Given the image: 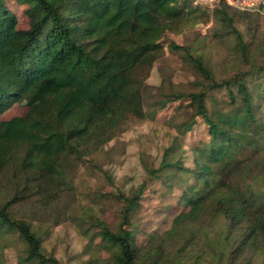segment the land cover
<instances>
[{
	"label": "trees",
	"instance_id": "16d2710c",
	"mask_svg": "<svg viewBox=\"0 0 264 264\" xmlns=\"http://www.w3.org/2000/svg\"><path fill=\"white\" fill-rule=\"evenodd\" d=\"M16 1L28 6L27 30L18 28V18L0 0V185L10 178L19 193L30 183L38 190L44 184L58 189L65 171L83 155L112 140L132 116L149 115L150 94L155 101L152 116L188 98L184 110L190 115L180 125L182 133L202 118L207 135L191 147L190 166L185 153L180 165L167 161L171 149L162 163L176 170L166 184L172 189L170 180L179 181L184 189L180 203L189 210L175 217L166 235L150 236L141 248L127 226L141 205L145 185L123 194V222L118 229L101 224L98 234L114 250L103 264H182L198 249L213 252L207 264H240L248 254H260L264 264V124L256 118L247 86L238 79L241 102L237 105L231 94L233 109L211 114L204 91L184 94L159 88L154 94L147 85L166 32L186 21L197 25L208 20L205 10L194 7V0ZM223 3L215 18L229 24L237 37L236 52L248 60L243 35L232 28L228 11L233 8ZM193 62L205 80L199 84L207 83L205 91L222 86L203 59ZM261 91L264 95V86ZM16 104H26L28 112L3 120ZM10 205L0 204V231L23 240L25 255L19 264H62L44 254L37 232L16 218ZM172 239L182 243L176 258L167 253Z\"/></svg>",
	"mask_w": 264,
	"mask_h": 264
},
{
	"label": "rangeland",
	"instance_id": "374dc122",
	"mask_svg": "<svg viewBox=\"0 0 264 264\" xmlns=\"http://www.w3.org/2000/svg\"><path fill=\"white\" fill-rule=\"evenodd\" d=\"M219 1L194 0L193 6L202 7L210 18H202L197 25L186 21L166 32L147 85L154 94L159 88L184 94L204 91L209 112L214 114L233 109L231 94L237 105L241 102L237 82L241 79L253 96L259 124H264V95L261 93L264 86V10L244 12L232 7L228 11L225 7L233 19L232 28L243 35L249 56L245 60L236 52L238 41L229 24L222 18H215L216 9L225 6L224 0ZM5 4L18 18V28L27 30L30 24L26 14L28 6L16 0H5ZM196 57L203 59L213 71L214 82L222 84L220 88L205 91L207 83L203 86L205 80L194 66L193 58ZM201 81L203 83L199 84ZM150 95L153 98V94ZM152 98L146 105L149 115L143 119L132 116L112 140L94 153L83 155L65 171L63 184L58 189L47 188L44 184L43 189L38 190L30 183L25 193H19L16 181L2 179L0 204L10 203L15 217L32 225L42 240L46 256H54L62 264L108 263L114 250L98 234L103 224L118 229L123 222L121 196L142 185L145 190L141 205L131 214L132 223L127 226L134 232L137 246L146 247L150 236L166 235L175 217L189 210L180 203L184 189L178 185L179 181L170 180L175 184L172 189L166 184L168 175L176 170L170 171L162 162L166 151L171 149L167 161L180 165L179 160L185 153L188 155L186 163L190 166V149L207 135V126L202 118H198L197 123L183 134L180 125L189 118V110H184L189 99L170 103L152 116L150 113L155 110ZM27 112L26 104H16L2 119L22 117ZM181 244L172 239L167 243V253L176 258ZM24 248L18 234L0 231V264H19L20 255H25ZM193 253L182 264H207L205 261L213 257V252L210 254L201 249ZM245 256L240 264H263L260 254L255 259L250 254Z\"/></svg>",
	"mask_w": 264,
	"mask_h": 264
},
{
	"label": "built area",
	"instance_id": "2783aa9c",
	"mask_svg": "<svg viewBox=\"0 0 264 264\" xmlns=\"http://www.w3.org/2000/svg\"><path fill=\"white\" fill-rule=\"evenodd\" d=\"M212 1L214 0H211V2ZM224 2L230 7L244 11H261L264 7V0H224Z\"/></svg>",
	"mask_w": 264,
	"mask_h": 264
}]
</instances>
